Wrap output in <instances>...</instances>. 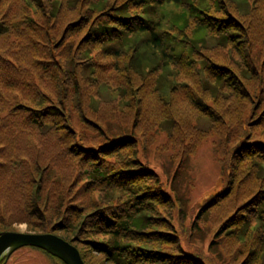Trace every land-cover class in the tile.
Instances as JSON below:
<instances>
[{
    "label": "trees",
    "instance_id": "1",
    "mask_svg": "<svg viewBox=\"0 0 264 264\" xmlns=\"http://www.w3.org/2000/svg\"><path fill=\"white\" fill-rule=\"evenodd\" d=\"M86 1L0 0V226L3 227L0 232L7 231L17 219L26 220L31 228L41 232L63 231L66 234L60 236L80 250L86 264H92L86 249L105 257L106 262L95 260L93 264H206L200 249L183 245L175 229L163 228L171 224L164 216L157 215L155 209L171 203V194L157 173L131 149L127 150L137 141L135 129L140 124L148 126L151 117L143 115V121L134 117V130L123 128L110 134L100 129L101 125L85 111L80 92L86 82L83 65L92 64L88 69H92L90 74L98 69L95 61L87 58L92 52L87 50V45H103L101 52L117 57L137 52V47L131 50L122 45L129 36L144 34L142 41L158 55L157 64L162 62L163 67L169 68L167 73L175 71L177 66L182 69L192 64L194 46L185 48L190 40L178 39L168 30H158L160 23L151 17L157 5L182 1L116 3L115 0L111 5H102L98 13L100 2L89 6ZM197 11L203 19L201 26L208 31L217 22L227 23L229 28L228 20L233 18L203 11L198 6ZM238 33L239 28L235 27L225 35ZM64 50L68 51L64 53ZM183 58L189 62L183 63ZM157 64H149L150 73ZM210 64V72L219 82L242 81L232 68ZM205 66L209 70V63ZM115 69L116 66L111 75L99 74L108 87L123 86L117 81ZM150 73L146 75V79L151 78L146 85H153L155 80ZM183 94L196 114L195 109L201 107H206L201 110L203 114L208 113V104ZM136 104L131 106L140 117L141 106L138 109ZM73 112L81 113L83 122L100 130L91 142L83 131L74 127ZM164 115L163 118L171 119L169 111ZM177 115L176 123L180 126L182 116ZM206 122L205 133L192 132L187 125L183 142H187L186 150L209 133V121ZM234 157L241 161L246 157L255 160L251 166L260 169V188L225 220L227 232L240 226L247 219L244 211L251 209L264 225V215L257 216L264 211V140L251 139L246 134L236 145ZM50 168L55 170L50 173ZM77 169L79 175L74 174ZM239 177L238 191L248 175L243 170L239 171ZM94 190L98 191V198L91 193ZM231 191H234L232 186ZM231 191L218 195L223 198ZM218 195L202 206L201 216L218 202ZM52 219L54 223H50ZM33 220L36 224H32ZM142 220L146 223H141ZM172 245L175 248L171 250L168 246ZM42 251L55 260L54 264H65ZM3 263L4 259L0 264Z\"/></svg>",
    "mask_w": 264,
    "mask_h": 264
},
{
    "label": "rangeland",
    "instance_id": "2",
    "mask_svg": "<svg viewBox=\"0 0 264 264\" xmlns=\"http://www.w3.org/2000/svg\"><path fill=\"white\" fill-rule=\"evenodd\" d=\"M95 1L100 2L96 10L98 13L102 5H111L115 0H87L85 4L90 6ZM181 1L157 5L151 17L160 23L158 30H168L178 39L190 40V43H185V48L194 46L193 63L182 69L177 66L175 71L167 73L169 68L163 67L162 62L157 64L158 55L142 41L144 34L129 36L122 45L124 49L131 50L137 47V52L130 51L117 57L113 53L101 52L103 45H87V50H92L87 58L95 61L98 69L90 74L92 69H88L92 64L83 65L86 82L80 87L81 102L91 118L101 125L100 129L110 134L121 132L123 128L134 130V117L141 121L143 115L151 117L152 122L148 126L140 124L135 129L137 141L127 150L131 149L135 156L148 164L171 194V203L158 205L155 209L157 215L164 216L171 224H165L163 228L175 229L183 245L200 249L206 264H264V225L258 217L253 216L252 209L250 212L244 211L247 219L230 232H227L228 225L225 222L239 205L260 188V169L251 166L255 160L251 157L242 161L235 158L234 149L246 134L251 139L264 140V0ZM55 6L59 5L55 3ZM197 6L218 16H232L228 20L229 28L227 23L219 25L217 22L208 31L201 26L203 19ZM235 27L239 28L238 34L225 35ZM84 32L79 33L77 40ZM221 34L224 36L221 37ZM184 58L183 63L189 62ZM212 62L232 68L242 81L229 79L225 83L219 82L210 72ZM207 63L209 70L205 66ZM149 64H157L151 73ZM115 66L117 81L123 86L108 87L101 81L99 74L105 72L111 75ZM148 73L155 78L153 85H146L151 79H146ZM185 82L189 84L188 87ZM183 93L192 95L199 103L208 104V113L203 114L201 110H206V107H201L195 109L196 114L187 105L189 98L181 96ZM137 101L141 106L140 117H137L134 106H131ZM136 105L139 109V105ZM167 111L171 113V119L163 118ZM178 113L182 116L180 126L176 123ZM73 116L74 127L79 132L83 131L90 138L88 141L91 142L93 136L100 133V130L96 131L83 122L81 113L73 112ZM206 120L209 121V133L186 150L187 142H183L187 125L192 132L201 130L205 133L208 130ZM52 170L55 169L50 168L48 171L51 173ZM243 170L248 178L238 191L239 171ZM76 173L79 175V169L74 171ZM231 186L234 191H231ZM228 190L231 192L223 198L218 195ZM91 193L98 198V191ZM216 195L219 196L218 202L201 216L202 206ZM261 214L264 215V211H260L257 216ZM199 217L202 219L199 220ZM36 222L33 220L32 224ZM54 222L55 219L50 221ZM141 223L146 222L142 220ZM163 228L161 230H165ZM222 229L225 230L220 234ZM7 230L45 233L31 228L23 219H17ZM54 234L60 236L66 233L62 231ZM217 239L218 243L214 244ZM174 245L168 248L172 250ZM86 250L92 264L95 260L106 262L101 253ZM54 262L50 255L38 248L22 247L3 264Z\"/></svg>",
    "mask_w": 264,
    "mask_h": 264
},
{
    "label": "water",
    "instance_id": "3",
    "mask_svg": "<svg viewBox=\"0 0 264 264\" xmlns=\"http://www.w3.org/2000/svg\"><path fill=\"white\" fill-rule=\"evenodd\" d=\"M22 247H35L47 251L65 264H86L80 250L63 237L51 233H29L21 231L0 232V262Z\"/></svg>",
    "mask_w": 264,
    "mask_h": 264
}]
</instances>
